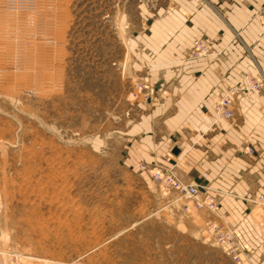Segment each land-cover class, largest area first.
<instances>
[{
	"label": "rangeland",
	"instance_id": "374dc122",
	"mask_svg": "<svg viewBox=\"0 0 264 264\" xmlns=\"http://www.w3.org/2000/svg\"><path fill=\"white\" fill-rule=\"evenodd\" d=\"M141 29V0H0V264H244L207 185L129 140L152 83L131 45Z\"/></svg>",
	"mask_w": 264,
	"mask_h": 264
},
{
	"label": "crops",
	"instance_id": "0c3cea01",
	"mask_svg": "<svg viewBox=\"0 0 264 264\" xmlns=\"http://www.w3.org/2000/svg\"><path fill=\"white\" fill-rule=\"evenodd\" d=\"M141 9L131 45L144 57L152 93L129 140L143 160L207 185L205 197L219 205L209 213L238 235L244 264H263L264 93L239 94L230 119L214 106L245 73L264 69V0H141ZM198 37L213 40L212 54L189 57Z\"/></svg>",
	"mask_w": 264,
	"mask_h": 264
},
{
	"label": "built area",
	"instance_id": "2783aa9c",
	"mask_svg": "<svg viewBox=\"0 0 264 264\" xmlns=\"http://www.w3.org/2000/svg\"><path fill=\"white\" fill-rule=\"evenodd\" d=\"M261 21L264 23L263 15H260ZM214 52V42L209 37H198L193 41L192 49L189 52V56L193 58H200L202 56L210 55ZM244 83L240 86H232L229 88L228 92L223 96H220L216 101L214 106V111L219 118L230 119L234 116L236 98L243 91L248 90L255 93H260L262 87L264 85V74H260L259 76L253 75L250 72L245 73L243 76ZM138 93L144 95V97L149 98L152 93L150 89L149 82H143L138 84ZM247 150L253 152V148L250 146L246 147ZM154 178L162 183L168 184L179 192H184L189 197H195L199 193L198 185L196 184H188L184 181L180 180L178 177L173 175L172 173H164L157 171L154 174ZM216 225L213 226V230H215ZM219 239L222 243L223 249L231 255V257L240 262L239 252L235 245V242L232 238V235L227 232H222L219 234Z\"/></svg>",
	"mask_w": 264,
	"mask_h": 264
},
{
	"label": "water",
	"instance_id": "95a60500",
	"mask_svg": "<svg viewBox=\"0 0 264 264\" xmlns=\"http://www.w3.org/2000/svg\"><path fill=\"white\" fill-rule=\"evenodd\" d=\"M173 152H174V153H177V152H178V148H174V149H173Z\"/></svg>",
	"mask_w": 264,
	"mask_h": 264
},
{
	"label": "bare ground",
	"instance_id": "6f19581e",
	"mask_svg": "<svg viewBox=\"0 0 264 264\" xmlns=\"http://www.w3.org/2000/svg\"><path fill=\"white\" fill-rule=\"evenodd\" d=\"M16 32V31H15ZM21 68V67H20ZM30 74V73H29Z\"/></svg>",
	"mask_w": 264,
	"mask_h": 264
}]
</instances>
